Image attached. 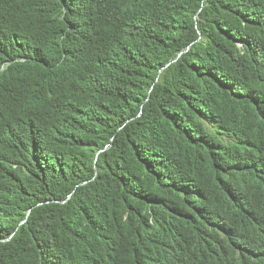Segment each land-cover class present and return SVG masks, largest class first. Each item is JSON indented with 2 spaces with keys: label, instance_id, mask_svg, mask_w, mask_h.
I'll use <instances>...</instances> for the list:
<instances>
[{
  "label": "trees",
  "instance_id": "16d2710c",
  "mask_svg": "<svg viewBox=\"0 0 264 264\" xmlns=\"http://www.w3.org/2000/svg\"><path fill=\"white\" fill-rule=\"evenodd\" d=\"M258 128L264 0H0V264H157Z\"/></svg>",
  "mask_w": 264,
  "mask_h": 264
},
{
  "label": "clouds",
  "instance_id": "9594fccd",
  "mask_svg": "<svg viewBox=\"0 0 264 264\" xmlns=\"http://www.w3.org/2000/svg\"><path fill=\"white\" fill-rule=\"evenodd\" d=\"M73 3L84 8L86 0H73ZM259 130L264 129H257L240 155L241 166L246 164L242 170L248 178L227 176V189L216 198V205L200 207L185 236L163 250L155 260L157 264H264V181L255 182L258 177L255 172L260 170L251 166L255 161L264 162V146L258 145L264 143L261 139L264 134L259 137ZM213 137L216 141L225 138L217 132ZM229 141L224 139L226 144ZM249 156H255L251 163ZM249 179L253 185L250 191ZM245 193V200L240 201L238 195L242 198Z\"/></svg>",
  "mask_w": 264,
  "mask_h": 264
},
{
  "label": "bare ground",
  "instance_id": "6f19581e",
  "mask_svg": "<svg viewBox=\"0 0 264 264\" xmlns=\"http://www.w3.org/2000/svg\"><path fill=\"white\" fill-rule=\"evenodd\" d=\"M251 166H253V167H255V168H258L260 171H256L255 172V175H257L258 177H257V180H255V182H258V181H264V176H263V174H264V162H263V164H261V162H255V165H251ZM245 167V166H244ZM243 167V168H244ZM242 176V179H243V171L241 172L240 171V177ZM250 180L251 179H249V181H248V185H247V189H248V191H250V190H252V188H253V185H252V183L250 184ZM245 196H246V193L244 194V197H242L241 199H244L245 198ZM252 209V206H250V208H249V210H251ZM239 243H241V241L239 240L238 241Z\"/></svg>",
  "mask_w": 264,
  "mask_h": 264
},
{
  "label": "water",
  "instance_id": "95a60500",
  "mask_svg": "<svg viewBox=\"0 0 264 264\" xmlns=\"http://www.w3.org/2000/svg\"><path fill=\"white\" fill-rule=\"evenodd\" d=\"M240 187V186H239ZM245 203H247V202H245ZM245 205H248V204H245Z\"/></svg>",
  "mask_w": 264,
  "mask_h": 264
}]
</instances>
